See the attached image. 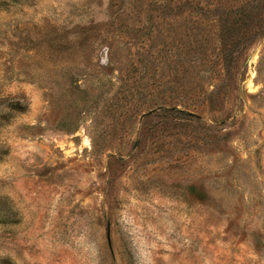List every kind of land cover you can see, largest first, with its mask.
Masks as SVG:
<instances>
[{
  "label": "rangeland",
  "instance_id": "374dc122",
  "mask_svg": "<svg viewBox=\"0 0 264 264\" xmlns=\"http://www.w3.org/2000/svg\"><path fill=\"white\" fill-rule=\"evenodd\" d=\"M0 264H264V0H0Z\"/></svg>",
  "mask_w": 264,
  "mask_h": 264
}]
</instances>
